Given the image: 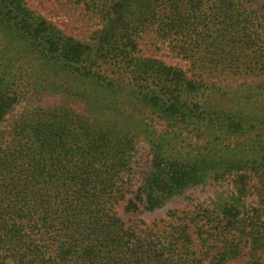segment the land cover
Masks as SVG:
<instances>
[{"label":"rangeland","instance_id":"1","mask_svg":"<svg viewBox=\"0 0 264 264\" xmlns=\"http://www.w3.org/2000/svg\"><path fill=\"white\" fill-rule=\"evenodd\" d=\"M163 1L22 0L23 8L53 25L60 39L73 45L74 62L81 53H92L77 63L94 64L92 70L107 79L103 80L105 86L95 85L91 79L85 88L77 89L76 84H80L68 74L69 68L55 58L35 61L29 41L13 37L0 27V80L3 78L12 98L10 107L0 116V139L7 136L16 120L49 118L60 115L54 112L62 108L91 121H112L118 130L121 119L118 108L112 105L117 104L121 112L139 115L144 109L142 118L132 124L129 162L118 182L123 191L115 205L117 215L145 240L147 247L163 252L160 260L165 264H182L183 259L187 264H249V256L259 244H253L249 234L264 221V116L260 117L264 115V71H233L203 64V53L184 43L186 34L180 36L172 29H163L162 22H155L159 18L153 17L151 10L159 9ZM141 2L143 11H138L135 8ZM196 33H201L200 29ZM6 40L10 45L2 44ZM125 49L129 51V55L124 52L127 58H153L180 70L181 77L195 89L193 100L209 98L215 108L217 104L236 106L241 100L235 132H205L203 115L168 118V113H157L138 98H124V90L111 98L104 96L106 86L130 87L127 73L132 66L121 56L114 57ZM31 74L44 78L41 85L34 84ZM150 78L163 83L169 79L155 74ZM152 87L160 90L157 84ZM236 93L258 95L253 96L255 101L246 96L237 100ZM96 98L101 104L112 102L99 108L89 101ZM163 133L166 148L159 151L157 136ZM223 139L224 143L236 139L240 148L233 149V143H229L221 149ZM205 154L209 155L207 160ZM155 171L160 179H155H159L158 186L154 183L156 193L150 192L155 200L152 203L144 186ZM233 240H240V253L218 262L220 253ZM169 248L175 251L167 256Z\"/></svg>","mask_w":264,"mask_h":264},{"label":"trees","instance_id":"2","mask_svg":"<svg viewBox=\"0 0 264 264\" xmlns=\"http://www.w3.org/2000/svg\"><path fill=\"white\" fill-rule=\"evenodd\" d=\"M142 3L135 9L143 11ZM158 7L151 10L152 16L159 18L155 22H162L163 29H172L180 36L186 34L188 40L184 43L203 53V64L233 71H264V0H164ZM0 27L13 37L29 41L35 61L55 58L69 68L68 74L80 84H76L77 89L85 88L91 79L95 85H106L103 83L106 76L92 70L94 64L77 63L92 53L88 56L81 53L80 57H85L74 62L73 45L60 39L53 25L23 8L22 0H0ZM197 29L201 33H196ZM1 42L10 45L7 40ZM124 52L129 55L125 49L114 57L121 56L122 61L132 66L128 75L121 73L128 76L130 87L125 90L106 86L104 96L111 98L124 90L127 93L124 98H138L157 113H168V118L183 120L191 114L203 115L201 125L205 132H235L239 98L246 96L255 101L253 96L258 95L236 93L234 97L239 100L236 106L217 104L215 108L209 98L193 100L195 89L181 77L180 70L179 73L153 58H127ZM153 74L169 79L165 83L155 82L150 78ZM33 77L34 84L41 85L44 78ZM2 79L0 116L12 103ZM152 84H157L160 90ZM89 101L99 108L112 102L101 104L100 98ZM112 107L118 108L123 121L122 124L119 120L120 130L112 121L103 123L72 116L70 108L55 110L54 114L60 115L49 118H23L10 124L7 136L0 139V264H165L160 260L163 252L147 247L145 240L126 226L115 211L123 191L118 182L132 149V124L145 111L141 109L139 115L121 112L117 104ZM163 135L157 136L159 151L166 148ZM257 135H261L260 130ZM224 141L221 149L225 150L229 143H233V149L240 148L236 139ZM261 150H264L262 143ZM208 156L205 154L204 160ZM213 156L218 158L217 152ZM157 178L155 171L144 186L147 200L152 203L155 200L150 192L156 193L155 185H159L160 179L155 181ZM262 223L249 234L253 244L263 245L253 250L249 264H264ZM239 241L228 244L218 262L238 255ZM169 251L167 256L175 250ZM183 260L182 264H187Z\"/></svg>","mask_w":264,"mask_h":264}]
</instances>
